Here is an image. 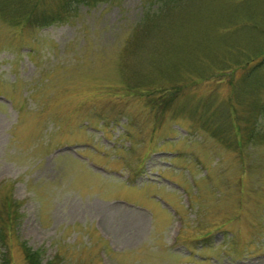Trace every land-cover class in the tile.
<instances>
[{"label": "rangeland", "instance_id": "1", "mask_svg": "<svg viewBox=\"0 0 264 264\" xmlns=\"http://www.w3.org/2000/svg\"><path fill=\"white\" fill-rule=\"evenodd\" d=\"M17 2L0 263L24 241L43 264H264V0L179 1L146 31L156 0H41L42 26Z\"/></svg>", "mask_w": 264, "mask_h": 264}, {"label": "trees", "instance_id": "2", "mask_svg": "<svg viewBox=\"0 0 264 264\" xmlns=\"http://www.w3.org/2000/svg\"><path fill=\"white\" fill-rule=\"evenodd\" d=\"M41 0H18L17 5H18V9H20L21 13H16L14 15L10 14V19L12 23H20V22H24V21H31L35 24V26H42L43 24L49 23L51 22L50 20H48V18L45 19V17L42 18V16L37 15V11H35V8L39 7V3ZM102 0H60V4L64 7L62 12L65 13V3L70 4H85V5H91V4H95L97 2H100ZM159 3V7L153 11L152 13H149V11H146V13L144 14V30L146 31L147 29H151L150 26L151 25H155V21L157 19L156 16H163L166 17V13L164 14L165 10H173L175 8H177L176 3L179 1H186V0H156ZM33 2L32 6L29 7L28 9H25L27 7V5H31V3ZM164 3V6L162 5ZM34 5V6H33ZM167 5V6H166ZM37 6V7H36ZM67 8V7H66ZM0 11H3V6L0 7ZM7 11H5L6 13ZM9 13V12H7ZM64 13H59L57 15H55V18H51V19H60L62 17H64ZM14 21V22H13ZM254 130V129H253ZM251 130L250 134L251 136L249 137V139L253 140L254 137V131ZM20 246L22 248V252L24 255L25 260L29 263V264H41L42 263V259L40 256V253L38 250H32L27 244L26 242L22 241L20 243ZM0 264H8V261L3 259V261ZM43 264V263H42ZM44 264H51L50 261L45 262Z\"/></svg>", "mask_w": 264, "mask_h": 264}]
</instances>
